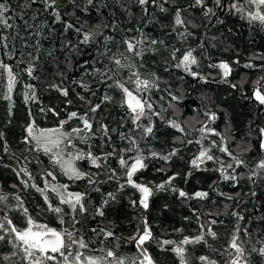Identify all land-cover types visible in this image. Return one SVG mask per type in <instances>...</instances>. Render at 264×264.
<instances>
[{
  "label": "snow or ice",
  "instance_id": "snow-or-ice-1",
  "mask_svg": "<svg viewBox=\"0 0 264 264\" xmlns=\"http://www.w3.org/2000/svg\"><path fill=\"white\" fill-rule=\"evenodd\" d=\"M32 2L35 3L36 0ZM40 2L43 5L41 11L51 16V24H59L63 29L62 34H57V39L61 44V55L67 53L64 59L65 65L69 69L79 65L84 76L80 79H72L68 83L69 78L66 77L65 72L58 70L59 82L51 83L49 88L63 97L62 104L66 111V118L59 119L56 127L42 128L33 117L32 111L29 110V119L20 141L24 145L20 156L10 153L5 133L0 131L3 152L6 155L10 154V159L15 165L4 164L3 166L11 168L19 181V185H12V188L17 191L11 195L0 191V205L3 206L0 208V244L6 243L11 248L8 254L0 256V264H157L148 251V245L154 241L161 251H171L177 257L179 264H191L189 246L207 245V237L217 239L218 234L213 226L223 221L212 219L206 224L201 223L199 234L195 236H182L179 240H158L143 212L149 211L150 200L158 191L171 190L179 198L185 200H207L210 195L209 191L198 190L190 195L182 188H177L174 181L180 176L178 172L168 175L167 179L159 184L138 182L135 178L137 173L148 167L149 160H160L165 165L169 164L173 157L178 156L182 150V147L175 146L177 140L180 141L181 146L193 143L199 146L189 161L190 170L187 177L192 176L193 170H207L205 166L211 162L216 165L212 170L219 173L220 179L231 182L232 187L235 188L240 179L237 169L247 167V163L230 150L228 146L230 133L222 134L212 127L218 116L211 110L204 112L205 119L200 122L198 128L194 129L199 133L198 139L187 138L189 136L188 126H182L176 120L169 119L166 122L167 126L181 134L180 137L174 139V146L167 152L156 151L149 147L145 154V148L142 145L155 139V124L152 118L158 117L164 120L163 111H165V109L157 110L152 93L154 90L162 91L160 77L155 71H145V57L148 54L162 55L160 49L163 47L168 50V63L193 79L204 83L215 79V76L219 77L220 82L230 83L228 78L233 72L232 64H239V61L210 62L208 68L218 70L215 71V76L213 73L202 75L200 71H197L201 65V58L206 54L207 59L212 61V54L208 51L204 41L199 44L200 51L197 52L196 48L189 46L185 49L176 43L169 47L165 39L152 38L145 33L143 25L135 29H122L103 11L111 6L103 0H100L99 7H97V0H86L83 7L79 0H70L73 7L71 16L75 17L74 20L65 19L68 13L61 10L59 0H40ZM114 2L124 7L123 0H114ZM135 3L144 13L145 19L150 14L149 5L165 14L171 9L172 19L170 24L165 26L169 29L166 35L170 37L175 34V39L180 45L187 42L193 35L190 28L197 27L196 18L190 14L191 9L194 8L200 9L209 25L212 24L213 19L216 23L222 24L224 21L220 19L218 10L226 9L229 14L238 15L249 24L257 22L264 26V0H227V7L225 0H212L213 7H209L208 0H186V6L175 4V7H172L175 0H135ZM89 6L95 8L98 16L104 19L87 25L82 22L78 13L87 14ZM125 11L128 9L125 8ZM9 12V0L0 2V29L12 28V24L9 23L11 19ZM54 33L55 30L50 29L49 34ZM37 35L40 33L37 32ZM212 39L214 40L215 37ZM8 40V36L0 35V57H7V60L0 58V85L4 87L2 98L9 101L8 115L11 117L14 106L12 94L18 82L19 72L22 70L30 79H38L35 72L39 56L29 53L27 66L24 69H20L19 65L14 68L8 61L14 58L16 50L14 47H9ZM211 47H216V45L212 44ZM89 49H94L95 55L85 60L75 59L78 55L83 56L84 52ZM36 50L39 52V42ZM48 55L53 56V52L50 51ZM258 58L264 60V55ZM56 62L59 64L58 59ZM19 63H23V60ZM244 67L254 68L256 65L248 63ZM261 68L264 70V66ZM231 87L236 88L237 85L231 84ZM99 91L103 94L98 97L99 102L93 103L89 97H96ZM116 95L119 96L118 101L115 100ZM167 95L170 98L169 107L175 106L171 102L179 103L182 98L181 94L173 93L171 90L167 91ZM73 97L82 105L87 104V108L83 111L68 110L69 106L74 105ZM251 98L260 106H264V76L254 82ZM160 99L163 100L164 97L161 96ZM24 101L25 104H40L37 89L33 84H25ZM114 103H118L119 108L123 110V115L120 121H117L118 127L112 128L96 114L102 112L104 106ZM39 111L45 116L51 113L52 116L59 118L61 115L60 110L50 106H41ZM72 121H77V126L66 129ZM126 123H129L127 132L123 131ZM258 131L261 137L259 147L261 152H264V127L259 128ZM113 134H117L119 139L126 143L114 145ZM210 137L220 139L217 141L209 139ZM94 139L99 140L103 146H111V150L105 151L104 147H101L97 154L94 150L95 146L91 143ZM80 145H87V149L81 148ZM216 152L223 155L218 156ZM34 153H43L48 157L51 165L49 169L43 171L42 187L35 182L33 173L28 167L32 163L30 157ZM224 157L228 159L225 160ZM112 158L117 160L118 169L110 166ZM2 160L3 157L0 156V162ZM38 162L42 163V161ZM77 162H87L88 168L95 171L84 170L78 166ZM57 169L59 174L66 177L68 181L73 183L86 181L87 185L96 192H100L99 186L108 181L118 183L117 192H123L126 188L134 189L135 193H139V197L130 199L129 203L133 208L143 210L136 231L123 237L118 236L113 227H94L91 228V232L97 237V241L86 238L82 229L89 220V216L92 220L96 217L106 218L105 209L111 202L117 200V194L108 192L103 196L99 205H90L87 190L72 191L70 184L58 182ZM156 171L165 172V168L161 167ZM257 177L264 178V157L256 162L254 168L250 169L247 178L255 184ZM215 183L214 181L212 185H209L213 191H216ZM19 186H22L25 191L29 188L34 189L41 195L43 206L40 207V212L53 214L60 225L59 228L41 222L31 215L29 208L25 206V200L19 194ZM218 194L225 196L226 199H233L231 194ZM249 195L255 196L256 192L252 191ZM12 200L15 201L14 204L11 203ZM13 212L24 218L26 221L24 227H19L14 222V218L10 215ZM196 215L199 220V215ZM231 215L236 218L237 226L223 250V254L227 256L225 264H251L249 259L251 253L264 258V240L257 241L259 247L253 245L250 250L246 248L244 246L246 241L242 239L240 233L242 230L244 236L250 237L251 230L246 226L241 228L239 222L244 220V216L238 211L231 212ZM261 219L264 220V217ZM175 231L182 233L183 229H175ZM94 242H98L101 247H91ZM120 242L134 244L139 255L135 258L122 256L118 251ZM108 243H114L115 246L108 247ZM195 260L198 264H218L216 259L208 255H200L195 257Z\"/></svg>",
  "mask_w": 264,
  "mask_h": 264
},
{
  "label": "trees",
  "instance_id": "trees-1",
  "mask_svg": "<svg viewBox=\"0 0 264 264\" xmlns=\"http://www.w3.org/2000/svg\"><path fill=\"white\" fill-rule=\"evenodd\" d=\"M3 2V0H0ZM111 6L103 9L109 19L117 22L120 28H133L143 25V30L152 38L165 39L166 43H176L182 48L189 46L196 48L197 52L200 51L199 44L204 41L207 44L208 51L212 54V61L207 59V55L201 58V65L197 71L202 75H208L215 71L208 68L210 62H218L220 60H227L228 62L239 61V64H232L233 72L228 78L230 83L220 82L219 77L210 79L208 83H204L191 76L186 75L179 69H176L168 63V50L161 47V54H148L145 57V71H155L160 77V89L162 91L154 90L152 93L153 99L156 101L157 110L165 109L163 111L164 120L158 117H153L155 124V139L147 141L142 146L145 148V154L150 147L156 151L167 152L173 147V141L176 137H180V133L175 129L167 126V120L174 119L181 123L182 126H188L189 139H198L199 133L194 129L200 126L204 117V112L211 110L216 112L218 119L212 125L218 132L222 134L230 133L228 146L233 154L243 158L247 167L237 169L240 173L239 184L233 188L231 182L222 181L219 173L212 169L216 165L209 162L205 168L207 170L194 171L191 177H187L190 170L189 161L192 156L197 152L198 145L195 143L181 146L180 141L175 143L176 147H182L178 156L173 157L172 161L165 165L160 160H149L148 167L137 173L135 177L138 182H152L159 184L167 179L168 175L173 173H180V176L174 181L177 188H182L190 195L198 190L209 191L210 195L207 200H197L179 198L171 190L155 192L150 200V209L143 212L142 209L133 208L129 201L130 199H138L139 193H135L134 189L126 188L123 192H117L118 183L116 181H108L100 185V192L94 191L87 185L86 181L70 182L66 177L59 174L57 169L58 182L70 184L72 191L88 192V203L90 205H99L103 196L108 192L117 194V200L111 202L106 207V218L96 217L89 220L85 224L82 231L86 238H91L97 241V237L91 232L94 227H113L118 236L127 237L129 234L136 231L137 225L143 212L152 225L154 236L159 239H173L179 240L182 236H195L199 234V225L209 220L216 219L223 221L213 226L218 234V238L213 240L207 237L208 244H200L189 246V254L192 258L191 264H198L195 257L200 255H208L212 259H216L218 264H225L227 259L223 250L226 247L232 231L237 226V220L231 215V212L238 211L244 220L240 221L241 228L244 226L251 230V236H244L241 230V237L245 243V247L249 250L253 245L259 247L258 240H264V178L257 177L256 183L253 184L248 180L250 169L255 167L256 162L264 157V152H261L259 147L260 135L259 128L264 127V106H260L254 99H252V91L254 82L261 76H264V60L258 57L264 55V26L257 22L249 24L246 20L241 19L238 15L229 14L226 9L218 10L220 19L224 22L218 24L213 19L212 24L209 25L208 20L203 17L199 8L191 9L190 14L196 18L195 23L197 27L190 28L193 35L187 42L182 45L175 39V34L167 36L169 31L166 25H169L172 19L171 9L169 13H160L159 9L149 5V16L145 19L144 13L141 11L139 5L135 0H123L124 7L121 4L115 3L114 0H103ZM83 7L86 0H79ZM60 8L62 11L68 13L65 19L74 20L75 17L71 16L73 7L70 0H59ZM175 4H183L186 6V0H175ZM209 7H213L212 0H208ZM227 7V0H225ZM100 5V0H97V7ZM10 12L8 15L11 17L9 23L12 28L0 29V35L8 36L9 47H14L16 55L11 61H8L20 69L27 66L28 55L39 56L38 67L35 75L38 79L33 80L27 76V73L20 71L18 75V82L12 94L13 108L12 116L8 115L9 101L2 98L4 91L3 85H0V131H4L5 137L8 141L10 153H15L20 156L24 150V145L20 143L23 136V129L29 119V110L32 111L33 117L42 128L56 127L59 119L66 118V111L62 104L63 97L59 93L49 88L51 83L59 82V71H64L68 77V83L72 79H80L84 76L83 70L76 65L74 68L69 69L64 63L67 53L61 55V44L57 39V34H62L63 29L59 24H51V16L41 11L43 5L40 0L35 3L32 0H9ZM125 8L128 11H125ZM131 13V15H129ZM82 22L86 25L88 23H96L104 17L98 16L97 10L89 6L87 14L78 13ZM31 25V27H28ZM50 29H54L55 33L50 35ZM37 32L40 35H37ZM107 34V33H106ZM123 35V33H121ZM215 37L213 40L212 38ZM119 39V37H117ZM39 42V52H37V44ZM215 44L216 47H211ZM52 51L53 56L48 53ZM95 55L94 49H89L84 52L83 56H76V60H85L90 56ZM7 60V57H0ZM59 60L57 64L56 60ZM23 60V63H19ZM252 63L256 65L254 68H246L245 64ZM167 68V70H166ZM182 78V79H181ZM91 83V81H88ZM33 84L40 99V104H25L24 93L25 84ZM231 84L237 85L232 88ZM171 90L173 93L181 94L182 98L179 103L171 102L174 107H169L170 98L167 91ZM103 94L102 91L97 92L96 97H89L93 103H97L98 97ZM164 99L161 100L160 97ZM74 105L69 106L68 110L83 111L87 108V104H81L73 97ZM115 100H119V96H115ZM41 106L55 107L60 110V117H54L49 113L43 115L40 113ZM103 122L108 123L110 127H118L117 121H120L123 115V110L119 108L118 103L109 104L103 107V111L96 114ZM11 120V122H9ZM77 121L70 122L66 126H77ZM129 123L125 124L123 131L127 132ZM219 141V137H210ZM91 143L95 146L94 150L99 154L101 147L105 151H110L111 146H103L99 140H92ZM125 141H121L117 134H113V144L123 145ZM207 143V141H205ZM81 148L87 149V145H80ZM244 149H248L245 151ZM26 154V153H25ZM216 155L222 156L223 154L216 152ZM0 156L3 157L0 162V191L6 194H12L17 191L13 189L12 185H19L15 173L11 168H6L4 164H12L14 162L10 159V154L6 155L3 152V141H0ZM30 159L32 163L28 165L29 170L33 173L35 182L41 187L43 180L41 176L43 171L51 167L48 157L43 153L33 154ZM227 160V157H224ZM38 161H42L38 162ZM78 166L88 171H95L89 169L87 162H77ZM110 166L119 168L117 160L112 158ZM164 167L165 172H158L156 169ZM106 175V174H105ZM27 179V177H25ZM187 179V182L185 180ZM216 182L213 191L209 185ZM122 182V181H121ZM31 183V181H30ZM255 191L256 195H249L250 192ZM218 193L231 194L232 200L226 199L225 196ZM239 193V195H237ZM19 194L25 200V206L30 210L31 215L41 222H46L52 227L59 228L60 225L53 214L41 213L40 207L43 206V199L39 193L34 189L29 188L23 190L19 186ZM51 195V194H50ZM11 203H15L14 200ZM3 206L0 205V208ZM195 213V214H194ZM200 219L197 220V215ZM14 218V222L19 227H24L26 221L18 213H10ZM187 217V219H185ZM175 229H183L182 233H178ZM102 239V237H100ZM210 245V247H209ZM108 247H114V243H108ZM93 248H99L101 245L98 242L91 244ZM11 251V248L6 243L0 244V256L6 255ZM118 251L122 256L128 258H135L139 254L134 244L124 242L119 243ZM148 251L152 255L157 264H179L177 257L171 251H161L159 245L154 241L148 245ZM251 264H264V258H261L256 253H251Z\"/></svg>",
  "mask_w": 264,
  "mask_h": 264
}]
</instances>
